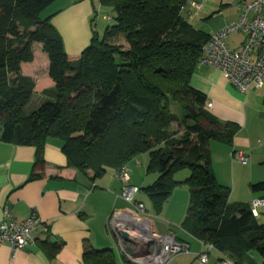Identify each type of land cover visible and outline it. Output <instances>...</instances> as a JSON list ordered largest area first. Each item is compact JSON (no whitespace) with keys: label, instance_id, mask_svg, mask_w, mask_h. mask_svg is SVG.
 <instances>
[{"label":"trees","instance_id":"16d2710c","mask_svg":"<svg viewBox=\"0 0 264 264\" xmlns=\"http://www.w3.org/2000/svg\"><path fill=\"white\" fill-rule=\"evenodd\" d=\"M54 1L0 0V141L35 147L29 180L43 176L50 139L61 142L69 168L91 170L94 178L146 153L147 172L157 178L142 190L156 215L180 184L174 176L188 170L182 229L234 264H256L251 254L264 264V223L248 203L229 201L212 167L211 142L231 144L237 126L211 118L205 95L190 85L210 34L184 16L188 0H98L92 27L102 7L115 23L102 38L93 32L89 46L75 56L66 53L52 15L43 17ZM38 51L48 60L53 87L42 90L47 98L30 110L38 90L23 66ZM250 189L264 193V182ZM83 259L114 264L111 250L88 244Z\"/></svg>","mask_w":264,"mask_h":264},{"label":"crops","instance_id":"0c3cea01","mask_svg":"<svg viewBox=\"0 0 264 264\" xmlns=\"http://www.w3.org/2000/svg\"><path fill=\"white\" fill-rule=\"evenodd\" d=\"M235 1L236 5H231L230 0H188L183 14L195 29L212 34L238 20V3L242 0ZM96 6H99L98 0H55L48 7L54 8L48 14L52 15L51 23L68 55H78L89 46ZM244 39V33H234L227 44L231 49H239ZM39 59L42 62L37 65ZM28 66L34 67V73L25 70ZM39 66H45L44 70ZM47 67L48 60L40 51L32 64L23 66V73L35 80L38 90L32 96L30 110L47 98L40 92L53 87ZM190 85L202 92L206 103L211 104L205 106L211 118L237 126L231 144L219 141L210 144L212 167L218 183L229 190V201L249 204L253 199L264 197L263 192L250 189V184L264 182V87L242 93L218 69L208 65L196 67ZM236 150L246 153L245 165L233 158ZM35 153L33 146L0 141V221L7 209L16 222L23 221L31 213H36L42 222L33 233L32 245L12 251L9 245L0 244V264H85V244L95 250L109 249L114 264H127L108 229L114 211L133 210L131 204L117 197L122 183L116 177V170L106 168L102 176L94 178L91 170L69 168L61 142L50 139L44 146L43 176L30 181ZM148 161L149 156L144 153L128 163L131 168L129 184L140 189L135 199L153 215L159 234L172 232L177 240L189 245V253L175 256L169 264H200L198 255L205 251L206 245L181 227L190 197L188 185L183 183L189 171H180L181 177L174 176L180 184L156 215L152 201L142 190L157 178V174L147 172ZM256 218L264 223V207L259 209ZM211 252L206 264H223V255L215 249ZM250 256L256 264H261L260 257Z\"/></svg>","mask_w":264,"mask_h":264},{"label":"built area","instance_id":"2783aa9c","mask_svg":"<svg viewBox=\"0 0 264 264\" xmlns=\"http://www.w3.org/2000/svg\"><path fill=\"white\" fill-rule=\"evenodd\" d=\"M192 6L198 7L195 3ZM236 5L235 0H230ZM240 15L236 22L210 34L203 47V56L198 65H208L218 69L223 77L240 92L264 87V0H242L238 3ZM234 33H244L245 39L239 49H231L227 39ZM210 107V103H205ZM233 158L245 165L247 156L243 150H236ZM122 187L117 197L133 206L132 211L117 210L111 215L108 229L115 238L120 253L127 264H169L179 254L189 253V245L176 239L171 233L159 234L154 226L153 215L145 205L135 199L140 189L129 184L131 168L129 164L115 171ZM251 213L258 217L264 207V197L249 203ZM42 226L40 217L31 213L26 219L16 222L9 211L4 210L0 221V244H7L12 251L23 249L34 243L33 233ZM127 233L129 240L123 238ZM214 247L206 245L198 255L200 264H206ZM223 264H234L222 254Z\"/></svg>","mask_w":264,"mask_h":264},{"label":"rangeland","instance_id":"374dc122","mask_svg":"<svg viewBox=\"0 0 264 264\" xmlns=\"http://www.w3.org/2000/svg\"><path fill=\"white\" fill-rule=\"evenodd\" d=\"M98 7V6H97ZM54 8H48L44 13H43V17L44 16H46L49 12H51L52 10H53ZM108 15H110L112 18L111 19H109L108 20V18H107V16ZM115 23V20H114V17H113V14L108 10V9H106L105 7H102V8H99L98 9V15H97V17H95V19H94V21H93V29L92 30H94V33L99 37V38H102L103 37V35H104V32H105V29H106V27H108V26H112L113 24ZM91 30V29H90ZM92 32V31H91ZM118 43H120V44H122L124 47H126L125 46V44H124V42L122 41V40H118ZM38 50V48H36V51ZM39 52V51H38ZM38 52H36V55L38 56ZM42 61L39 59L38 60V62H37V65H40V63H41ZM43 65H45V64H43ZM39 67H41V66H39ZM45 66H43V68H44ZM42 68V67H41ZM42 68V71L44 70ZM25 70L27 71V72H30V71H32L33 72V70H34V67H30V66H28V67H26L25 68ZM34 73V72H33ZM31 103V102H30ZM30 103L27 105L28 107H30ZM172 110L175 112V113H177L178 114V109L175 107V106H173L172 107ZM172 130H174V131H177L178 130V127H177V125L176 124H173L172 125ZM183 171H185V172H183ZM182 172L183 173H188V170H183ZM181 174H180V172H178L177 174H176V176L175 177H181L180 176ZM148 212V211H147ZM149 213V212H148ZM150 214V213H149ZM154 221V220H153ZM114 249H115V247H114ZM114 251H116V250H114ZM212 254L214 253V252H211ZM253 255H255L256 257H259L257 254H253Z\"/></svg>","mask_w":264,"mask_h":264},{"label":"water","instance_id":"95a60500","mask_svg":"<svg viewBox=\"0 0 264 264\" xmlns=\"http://www.w3.org/2000/svg\"><path fill=\"white\" fill-rule=\"evenodd\" d=\"M123 238L125 239V240H129V236H128V234L127 233H123Z\"/></svg>","mask_w":264,"mask_h":264}]
</instances>
